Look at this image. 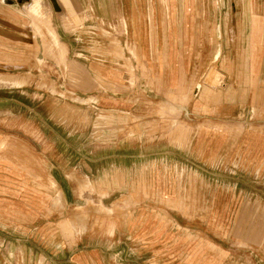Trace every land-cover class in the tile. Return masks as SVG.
Returning a JSON list of instances; mask_svg holds the SVG:
<instances>
[{
	"label": "crops",
	"instance_id": "0c3cea01",
	"mask_svg": "<svg viewBox=\"0 0 264 264\" xmlns=\"http://www.w3.org/2000/svg\"><path fill=\"white\" fill-rule=\"evenodd\" d=\"M20 1L22 3H16L15 0L4 3L12 4L13 8L27 17L29 26H0V38L4 28L5 31L8 30L7 33L16 36L15 46L18 47L13 54L5 52L2 48L4 42L0 39V53L14 57L9 61L4 58L2 62L10 67L24 69L27 63L40 67L38 63L43 65L48 60V55L53 56L56 62L81 79L78 83L81 82L82 88L91 86L94 89L81 96L75 91L70 93L80 102L97 100L96 106L103 111L100 118H107L112 123L116 113L126 112L120 114L118 119H134L133 123L135 119H139V122L143 120L141 126L144 130L138 136L128 134L126 139L114 142L115 136L110 137L105 133L97 135L96 150L92 153L82 152L76 157L79 158L81 170L86 169V177L79 180L76 186L81 192L85 189L101 190L100 210L104 211L108 207L102 203L107 195L111 197L119 193L120 197L113 200V203L124 200L122 204L131 206L135 205V198L141 200L152 189L179 191L182 186L178 182L174 187L154 188L152 174H156V170L163 172L164 169L165 175L182 174L185 159L191 158L192 163L198 161V164L206 165L209 174H214L222 165L226 168L237 162L245 164L247 160L254 161L257 166L263 163L264 133L253 127H244L241 120L231 119L238 112L245 111L246 96L252 95L253 91L257 93L259 79L264 73V11H261L264 7L259 6L258 0H241L239 9L236 10L233 7L234 0ZM87 27H92L90 31H94L93 34L96 35L95 44L87 42ZM25 50L29 54H25ZM76 56L86 59L83 66L89 78L85 77L86 74L82 77L81 62ZM127 60L134 65L135 69L130 70L131 72L124 67V64L129 63ZM216 63L227 64L228 68L236 66L233 77L246 79L248 87L218 89L219 72L214 71V67L211 68ZM33 66L31 72L34 70ZM199 68L201 73L205 68L214 72L208 83L202 84L196 79ZM64 71L63 69V73ZM0 78L15 80L14 84L3 82L0 86L12 85L22 89L26 86L23 79H29L28 76L19 74H0ZM140 79L145 83L152 82L157 89L155 91L161 95L170 93L173 101L159 99L154 104L136 103V97L147 91L142 87ZM137 81L141 84L140 87L136 85ZM50 89L53 93L64 94L54 85ZM192 93L196 96L192 111L206 118L199 123L191 119L192 125H189L184 124L179 115L184 103L191 99ZM258 106L257 116L263 118L264 106ZM47 109L51 111L46 119L52 123L53 128L45 121L47 127L64 131L65 124L69 121L70 105L48 104ZM54 111H63V119H60V113L57 112L56 115ZM65 112H68L67 116ZM154 112H159L160 118L153 117ZM174 122L176 123L173 124ZM42 127L45 128V125H39L42 132L39 140L41 148L36 157L39 161V173L54 178L55 182L49 181L51 187L55 188L56 183L59 185L55 188L57 192L53 200L56 205H60L63 204L61 191L65 194L74 190L69 177L72 171V153L66 146L65 136L56 138L55 130L50 133ZM205 142L206 146L203 145ZM57 144L59 147L62 145V150L55 149ZM3 145L2 141L0 149L4 148ZM51 146L53 150L45 149ZM0 161V168L7 169L10 173H24L22 166L13 159ZM238 169L241 173L244 170L242 167ZM186 173L200 174L199 165L191 166V170ZM194 189L198 190L196 184ZM165 198L169 202L173 200L176 205H183L179 202L178 195H167ZM198 201L196 193L191 205H198ZM220 204L221 200H217L212 194L206 205L214 208ZM111 205L114 206L112 203ZM149 205L150 202L141 201L136 207ZM130 212L133 213V210ZM82 213L87 215L86 211ZM139 213L133 218L134 222L144 221V210ZM80 222L76 224L65 219L61 226L66 234L73 237L85 229L86 220L83 216L80 217ZM109 224L107 229L110 235L100 236L85 231L73 245L64 246L59 251L53 248L54 250L43 253L39 251L36 254L52 256L48 259L45 257L47 264H57V260L59 264H124L126 260L135 262L125 256V248H118L123 237L117 236L112 222ZM117 237L118 242L115 240ZM33 249L21 248L27 256V264H39L40 257H33Z\"/></svg>",
	"mask_w": 264,
	"mask_h": 264
},
{
	"label": "rangeland",
	"instance_id": "374dc122",
	"mask_svg": "<svg viewBox=\"0 0 264 264\" xmlns=\"http://www.w3.org/2000/svg\"><path fill=\"white\" fill-rule=\"evenodd\" d=\"M15 2L22 3L20 0ZM240 2L241 0H234V10L239 9ZM9 3L0 0V18H2L0 26H29V19ZM258 4L264 7V0H258ZM39 5L42 6L41 2ZM82 14L81 12L80 15ZM91 29L92 27L85 29L88 30L87 42L95 44L96 35L93 34L94 31H90ZM7 32L8 30L5 31L4 28L1 30L0 39L4 42L2 48L3 51L13 54L18 48L15 46L16 36ZM25 54H29V51ZM4 58L9 61L14 57L3 56L0 53V74L16 76L19 74L28 76L29 79H23V84H26L23 89L12 85L0 86V143L4 142V148L0 149V160L13 159L24 169L23 174L16 175L0 168V264H27V256L21 251L22 247L34 248L33 257H40L39 264H47L44 261L45 257L48 259L52 256L45 253L37 256V252L43 253L51 249L59 251L64 246L73 245L85 231L100 236L110 235L107 227L111 222L115 226L117 236L123 237L118 248H125L127 253L125 256H129L130 260L134 259L135 264H264V161L258 166L254 161L248 160L245 164L237 162L234 166L228 165L226 168L222 165L214 174H209L206 165L198 164V161L192 163L191 158L185 159L182 174L165 175V169L163 172L156 170L157 173L152 174L154 188L174 187L178 182L179 186H182L179 191L152 189L146 192L147 198L142 197L141 200L135 198V205L131 206L122 204L124 200L113 203V200L120 197L119 193L111 197L107 195L102 203L111 209L105 207L102 211L99 209L102 199L101 190L85 189L81 192L77 187L79 180L86 177L84 174L86 169L81 170L79 158L76 157L82 152L92 153L96 150L97 135L105 133L110 137L115 136L114 142L126 139L128 134L138 136L144 130L141 126L143 120L139 122V119H135V123H133L134 119L130 118L126 121L119 120L118 116L126 112L116 113L112 123H109L107 118H100L103 111L96 106L97 100L80 102L70 93L75 91L81 96L94 89H91V86L82 88L81 82L78 83L81 79L73 75L72 71L65 69L60 65L61 63L56 62L53 56L48 55V60L45 59L47 61L43 62V65L38 63L40 67L27 63L24 69L7 66L2 62ZM76 58L81 62L83 77L86 74L84 66L87 61L83 57L80 59L76 56ZM32 65L34 70L31 72ZM124 67L129 71L135 69L130 62L128 65L124 64ZM211 68L219 72L218 89L246 86V79L233 77L234 69L237 70L236 66L228 68L227 64L216 63L212 64ZM212 69L208 71V68H205L201 73L199 68L196 79L202 84L208 83L211 74L214 73L211 72ZM86 76L89 78L87 74ZM2 81L0 79L1 83ZM139 81L147 91H144L142 96L136 97V103L154 104L159 99L173 101V95L170 93L161 95L155 91L157 89L152 82L145 83L141 79ZM140 83L137 81L136 85L140 87ZM51 85L64 94L53 93L50 89ZM195 99L196 96L192 93L191 99L183 105L179 119L184 121V124L192 125L191 119L197 120L198 123L205 121L206 117L192 111V103ZM246 99L245 111L238 112L231 119L241 120L244 127H253L264 133V117L257 116L258 105L264 106V73L259 79L257 93L253 91L252 95L246 96ZM64 103L69 104L71 108L64 131L61 132L56 127L48 128L46 117L51 111L47 109L48 104L54 106ZM57 112L60 113V119H63L61 115L64 112L53 113L57 115ZM65 114L67 116L68 112ZM152 116L160 118V113L154 112ZM42 124L45 125V128L42 127L43 130L46 129L50 133L55 130L56 138L65 136L66 146L72 153V171L69 177L74 190L67 191L66 196L60 190L63 196V204L60 205H56L53 200L57 192L55 188L59 185L56 183L55 188L51 187L49 181L55 182L54 178L39 173V161L36 157L41 148L39 140L42 132L39 125ZM48 124L52 127V123L48 122ZM173 129L168 128V130ZM203 145L206 146V142ZM45 149L54 148L51 146ZM55 149L62 150V145L59 147L57 144ZM99 149L103 150L101 147ZM197 165L200 174L186 173L191 170V166ZM240 167L244 169L242 173L238 169ZM195 184L198 187L197 191L194 189ZM196 193L199 204L192 206ZM175 194L183 205H176L173 200L169 202L165 198L167 195L176 196ZM212 194L217 200H221V204L214 208L206 205ZM141 201L150 202L149 207H136ZM225 203L226 205H223ZM131 210L133 213L130 212ZM141 210L145 212L144 221L134 222L133 218L135 219ZM83 211H86L87 215H83ZM81 216L86 220L82 233L73 237L66 234L61 222L70 219L78 224L81 223ZM128 261L126 260L124 264H133ZM59 263L57 260V264Z\"/></svg>",
	"mask_w": 264,
	"mask_h": 264
},
{
	"label": "bare ground",
	"instance_id": "6f19581e",
	"mask_svg": "<svg viewBox=\"0 0 264 264\" xmlns=\"http://www.w3.org/2000/svg\"><path fill=\"white\" fill-rule=\"evenodd\" d=\"M3 1H5V2H13V0H3ZM0 79L3 80L2 83L5 82V83H8V84H14V82H15L14 80H11V79H3V78H0Z\"/></svg>",
	"mask_w": 264,
	"mask_h": 264
}]
</instances>
